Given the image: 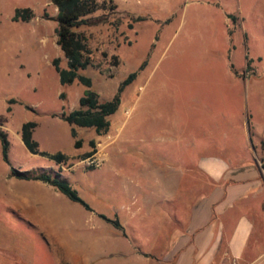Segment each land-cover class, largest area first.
I'll return each mask as SVG.
<instances>
[{
	"label": "rangeland",
	"instance_id": "374dc122",
	"mask_svg": "<svg viewBox=\"0 0 264 264\" xmlns=\"http://www.w3.org/2000/svg\"><path fill=\"white\" fill-rule=\"evenodd\" d=\"M95 2L88 23L74 29L89 51L82 74L99 102L119 101L105 133L73 127L72 138L61 115L78 107L86 88L60 85L51 66L58 59L66 67L55 43V7L0 0V130L8 143L6 163L0 142V264H148L142 243L155 225L140 193L155 185L136 169L172 158L178 142L202 139L221 117L233 148L243 136L255 147L264 133V0ZM15 9L32 16L12 21ZM25 122L36 124L31 137L44 156L21 143ZM89 141L95 152L83 159ZM110 141L105 159L94 157L96 143ZM56 153L65 159L47 158ZM10 169L58 174L85 206ZM212 264H264V257Z\"/></svg>",
	"mask_w": 264,
	"mask_h": 264
},
{
	"label": "crops",
	"instance_id": "0c3cea01",
	"mask_svg": "<svg viewBox=\"0 0 264 264\" xmlns=\"http://www.w3.org/2000/svg\"><path fill=\"white\" fill-rule=\"evenodd\" d=\"M223 119L202 139L178 142L172 158L136 169L146 184L155 185L140 193L155 225L142 243L143 262L212 264L219 257L232 262L264 257V133L256 135L255 147L243 136L242 146L233 148ZM111 144L96 143L94 157L105 159Z\"/></svg>",
	"mask_w": 264,
	"mask_h": 264
},
{
	"label": "trees",
	"instance_id": "16d2710c",
	"mask_svg": "<svg viewBox=\"0 0 264 264\" xmlns=\"http://www.w3.org/2000/svg\"><path fill=\"white\" fill-rule=\"evenodd\" d=\"M49 1L56 9L55 43L66 60L65 68L58 67V59L52 60L51 66L57 74L60 85H68L76 81L86 88L82 93V96L78 99V107L67 114H62L61 119L72 126L70 130L72 138L75 136L73 127L92 128L96 134H103L108 130V117L115 112L119 98L118 95H115L109 101H98L97 95L90 89V79L82 74V71L85 70L90 63L89 51L86 48L83 36L74 31V29L79 26L86 25L88 23L86 16L96 10V2L95 0ZM31 16L32 14L28 9H15L11 19L15 22H27ZM135 75V72L128 74L121 82L118 91H120L122 87L126 86L135 77ZM9 103H12V100H9ZM35 126L36 124L33 122L23 123L19 130L20 141L29 153L44 156L43 153L38 151L37 143L32 140L31 137L32 130ZM0 142L2 158L6 163H8L6 154L8 143L6 141L5 134L1 130ZM79 146L80 142L74 141L73 147L78 148ZM89 146L91 150L84 154L83 159L91 156L95 152V143L93 141H89ZM47 158L56 163H60L65 159V156L60 153H56L54 155L47 156ZM10 170L13 177L47 183L59 193L66 196L70 201L77 202L85 206V204L76 195V192L65 181L61 180L58 174L53 176H49L44 173L26 175L13 169Z\"/></svg>",
	"mask_w": 264,
	"mask_h": 264
},
{
	"label": "built area",
	"instance_id": "2783aa9c",
	"mask_svg": "<svg viewBox=\"0 0 264 264\" xmlns=\"http://www.w3.org/2000/svg\"><path fill=\"white\" fill-rule=\"evenodd\" d=\"M91 163V162H90Z\"/></svg>",
	"mask_w": 264,
	"mask_h": 264
}]
</instances>
